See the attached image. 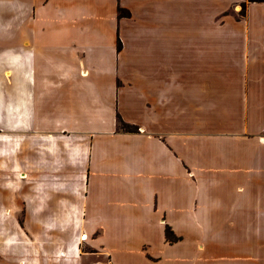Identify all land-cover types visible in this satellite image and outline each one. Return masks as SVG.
<instances>
[{"label":"crops","instance_id":"1","mask_svg":"<svg viewBox=\"0 0 264 264\" xmlns=\"http://www.w3.org/2000/svg\"><path fill=\"white\" fill-rule=\"evenodd\" d=\"M183 2L264 63V3L0 0V264H264V68L183 83Z\"/></svg>","mask_w":264,"mask_h":264},{"label":"rangeland","instance_id":"2","mask_svg":"<svg viewBox=\"0 0 264 264\" xmlns=\"http://www.w3.org/2000/svg\"><path fill=\"white\" fill-rule=\"evenodd\" d=\"M207 8L208 6L206 5L196 6L184 2L183 4L177 3L176 5L177 12L174 27L177 33V70L179 76H184V78H181L183 83H185V80L191 78L190 76L186 78L185 72L188 74L204 71L218 73L219 75L210 77L211 83L209 82V85L211 84L214 86L213 88L216 89L217 93H219L218 95L221 96V98L215 97L212 100L215 102L218 101L221 105L227 102V96L232 95L236 87L233 80L238 79V74L244 72L247 68L249 71L263 69L264 63L255 60L246 63L243 60L235 58L236 56H233L231 51H225L220 45V41L222 40L219 37L220 28H217L215 23L214 25L212 23L216 18L211 19L209 13L205 12ZM3 14L8 17L7 12ZM119 15L120 17H131L129 11H126V15L123 16L120 11ZM1 19L2 22L7 21V18L4 19L2 16ZM173 19L174 16L172 14V22H174ZM202 39H204V41L201 43ZM231 43V40L226 39L224 41L226 49L232 46ZM205 49H207V52ZM223 75L225 76L224 78H222ZM193 77L195 78V76ZM229 79L231 80L230 84ZM119 129L122 131H136L135 127H124L122 124H119ZM18 208H23V205L18 206ZM1 209H3V206ZM9 217L10 215L8 216L5 213L0 216V236H4L9 229H13V225L16 226L17 230H20V228L24 229V210L21 215L17 216L16 221L10 220ZM22 238L26 243L30 242L28 236ZM3 259H7V256H2L0 261H3Z\"/></svg>","mask_w":264,"mask_h":264},{"label":"trees","instance_id":"3","mask_svg":"<svg viewBox=\"0 0 264 264\" xmlns=\"http://www.w3.org/2000/svg\"><path fill=\"white\" fill-rule=\"evenodd\" d=\"M246 1L249 2V3H264V0H246ZM245 10H246V5L243 4V5H242V14L245 13ZM120 11H121L122 16H123V15H126V11H124V10H120ZM122 126H124V127H128L129 125L122 124ZM125 131H126V130H125ZM126 132H134V131H129V130H127ZM166 234H167V238H168V239H173V236L171 235V232H170L169 230H167Z\"/></svg>","mask_w":264,"mask_h":264},{"label":"built area","instance_id":"4","mask_svg":"<svg viewBox=\"0 0 264 264\" xmlns=\"http://www.w3.org/2000/svg\"><path fill=\"white\" fill-rule=\"evenodd\" d=\"M86 239H87V237H86V235H83L82 237H81V241H86Z\"/></svg>","mask_w":264,"mask_h":264},{"label":"bare ground","instance_id":"5","mask_svg":"<svg viewBox=\"0 0 264 264\" xmlns=\"http://www.w3.org/2000/svg\"><path fill=\"white\" fill-rule=\"evenodd\" d=\"M264 139V138H263Z\"/></svg>","mask_w":264,"mask_h":264}]
</instances>
